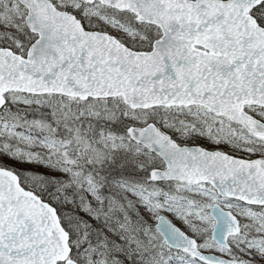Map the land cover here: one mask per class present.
Instances as JSON below:
<instances>
[{
  "label": "snow or ice",
  "instance_id": "obj_1",
  "mask_svg": "<svg viewBox=\"0 0 264 264\" xmlns=\"http://www.w3.org/2000/svg\"><path fill=\"white\" fill-rule=\"evenodd\" d=\"M0 264H264V0H0Z\"/></svg>",
  "mask_w": 264,
  "mask_h": 264
}]
</instances>
